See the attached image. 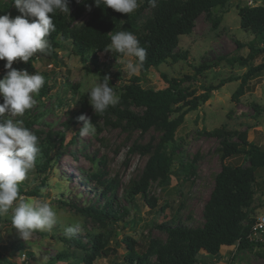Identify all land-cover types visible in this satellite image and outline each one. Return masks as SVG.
<instances>
[{
	"label": "rangeland",
	"instance_id": "rangeland-1",
	"mask_svg": "<svg viewBox=\"0 0 264 264\" xmlns=\"http://www.w3.org/2000/svg\"><path fill=\"white\" fill-rule=\"evenodd\" d=\"M11 1L0 0L4 3ZM143 2L139 0V7ZM261 5H264V0H231L227 6L213 10L210 17L207 13L201 14L191 34L181 37L173 50V54L180 57L177 62L169 58L158 68L130 75L123 66L128 60L135 62L134 58L106 52L99 55L101 70L109 78V83L116 87L120 98L123 85L134 76L141 77L144 88L157 91L167 87L162 75L169 79L193 76L194 69L205 64L210 68L198 77V81L184 85L199 95L203 86L218 85L223 79L243 76L249 66L232 65L229 60L248 57L249 45L263 49L264 38H255L254 34L242 30L238 15L239 7ZM16 12L19 11L13 5L10 13L14 15ZM152 15V9L144 10L138 18L137 27H142ZM88 18L85 15L80 23ZM238 44L242 47L238 48ZM58 55L56 61L43 59L34 63L38 71L49 74L50 93L41 99L35 97L37 104L33 109L14 119H22L24 125L33 123L30 131L38 137L39 148L47 141H57L59 149L51 153L47 172L37 174L36 165L47 161L40 154L24 183L26 190H33L46 176L48 180L40 196H21L26 200L39 198L49 203L57 210L60 222L53 230L36 231L25 241L12 227L10 213L0 215V264H39L44 257L47 258L45 264H84L83 259L92 247V238L97 234H102L107 240L106 247L115 252L97 258L94 264H127L125 237H132L137 242V250L143 252L151 239L166 240L167 234L161 229L164 224L171 225L175 220V224L193 228L203 225L204 207L214 188L215 176L221 170L220 142L203 135V130L224 128L235 133L230 137L232 141H238V133H246L249 142L264 147L262 73L250 80L249 90L239 101H233L232 95L241 81L230 82L214 91L211 99L197 111L186 115L176 133L175 142L168 145V151L175 155L171 182L167 186L159 182L151 183L149 197L158 201L157 208L151 210L141 195L127 198L126 191L139 181L149 159L140 148L147 144L156 145L159 133L151 130L142 134L128 129L124 123L120 124L113 114H96L87 96L101 82L99 73L90 71L93 66L83 63L73 54L70 41L62 42ZM263 62L264 52L257 55L250 65ZM4 68L0 66V76L4 74ZM0 103H3L2 96ZM82 104L86 107L84 114L96 124L95 135L82 137L79 134L83 122L76 120L75 116L81 113ZM130 109L136 114L142 113V109L135 105H131ZM0 117L13 118L9 113ZM61 134L65 136L64 142L60 140ZM225 163L234 167L249 166L243 156L233 157ZM97 173L101 177L95 178ZM98 180L104 181V184L114 180V192L103 195V187L97 184ZM259 187L263 195L259 197L261 200L257 208L262 211L256 214L257 217L264 215V171L257 178L256 191ZM111 200H114L115 210L128 211L120 226L116 221L101 225L62 205V202H68L78 206L103 207ZM74 222H79L81 229L68 238L64 235V228ZM61 255L65 258L60 260L58 257ZM197 264H264V248L238 251L237 245H234L228 250L224 248L218 259L201 254Z\"/></svg>",
	"mask_w": 264,
	"mask_h": 264
},
{
	"label": "trees",
	"instance_id": "trees-1",
	"mask_svg": "<svg viewBox=\"0 0 264 264\" xmlns=\"http://www.w3.org/2000/svg\"><path fill=\"white\" fill-rule=\"evenodd\" d=\"M230 1L156 0V7H151L147 0H144L142 6L127 16L111 8L97 7L94 0H81V2L70 0V13L57 11L54 15L56 30L49 36L50 53L35 54L27 63L17 60L13 62V68L20 71L26 70L29 74L43 75L45 83L35 97L44 98L50 93L48 82L50 76L46 72L38 71L34 63L43 59L56 61L62 42L70 41L73 54L83 63L91 64L93 69L89 70L99 73L102 81L107 75L101 70L99 55L106 53L104 48L110 44V35L112 32L130 31L138 38L140 46L147 49V57L140 70V73H146L166 63L169 58L177 62L180 57L173 54V50L178 46L181 37L191 34L198 17L203 13H207L210 17L213 10L227 6ZM13 3L14 0L11 3L0 2V16L9 15L11 18L19 16L17 13L20 12L14 15L10 13ZM86 4L91 5V11ZM146 9L153 10L152 18L138 28V18ZM85 15L89 16L88 20L80 23ZM238 15L242 30L254 34L255 38H264V5L239 7ZM216 24L217 21L215 26ZM249 46L248 57H233L229 60L232 65L249 66L243 76L223 79L218 85L203 86L202 93L199 95H195V91H190L184 85L197 82L198 77L210 68L205 64L195 68L193 76L169 79L162 75L167 84V87L162 90L144 88L142 79L138 76L132 77L123 85L118 104L101 115L113 114L120 124L124 123L133 131L147 134L151 130H156L160 135L156 145L147 144L140 148L145 155L149 156V159L139 181L133 183L126 191L127 198L141 195L151 210L157 208L158 201L149 197V189L153 182H159L165 186L171 182L175 155L168 151V145L175 142L176 133L183 125L186 115L197 111L202 104L211 99L214 91L230 82L241 81L232 95L233 101H239L249 90L250 80L264 73V62L256 66L250 65V62L255 61L257 55L264 50L254 45ZM241 47L242 45L238 44V48ZM6 63V60H0V66H5ZM6 74L7 70L4 68V74L0 76V79H3ZM131 105L141 108L142 113H134L130 109ZM82 106L81 113L75 116L76 120L84 114L86 107L85 104ZM175 114L177 115L174 116ZM0 119L3 118L0 117ZM25 126L31 129L33 123L27 122ZM202 134L219 140L221 161V170L215 176L214 188L204 207L203 225L193 228L180 223L175 224V220L171 225L164 224L161 229L167 234L166 240L151 239L143 252L137 250V242L132 237H125L123 242L126 246L127 264H197L201 254L220 258L225 247L237 245L238 251L264 248V242H251L248 238L251 227L255 223L251 209L257 194V178L264 171V147L249 142L246 133H238V141H232L230 137L235 136V133L224 128L213 131L203 130ZM60 140L64 142L65 136L61 134ZM40 149V154L47 161L42 165H36L39 175L47 172L50 155L59 148H57V141H47ZM236 156L245 157L249 166L234 167L225 163ZM97 177L101 175L95 174V178ZM47 180L45 176L33 190H26L24 181L20 186V195L39 197ZM97 184L102 185L103 195L114 192L116 188L114 180L106 184L98 180ZM62 205L73 208L83 217L91 218L101 225L116 221L120 226L128 214L127 210H115L114 200L107 201L103 207L78 206L76 203L68 202H62ZM91 244L89 253L83 259L84 264H94L97 258L110 256L115 252L114 249L106 247L107 240L102 234L95 235ZM58 258L61 260L65 257L61 255Z\"/></svg>",
	"mask_w": 264,
	"mask_h": 264
},
{
	"label": "clouds",
	"instance_id": "clouds-1",
	"mask_svg": "<svg viewBox=\"0 0 264 264\" xmlns=\"http://www.w3.org/2000/svg\"><path fill=\"white\" fill-rule=\"evenodd\" d=\"M81 2V0H77ZM156 7V0H147ZM97 7L111 8L115 12L129 16L139 7V0H94ZM70 0H14V5L22 14L15 18L0 16V60H6L7 74L0 79V116L9 113V119H0V215H11V224L17 235L27 241L36 231H51L60 222L59 214L49 203L39 198L25 199L20 195V186L34 168L41 149L38 137L24 125L22 119L37 104L35 96L45 83L39 73L29 74L26 70L13 68V62H29L35 54L47 55L51 51L49 36L56 30L54 15L57 11L70 13ZM91 11V5L86 4ZM31 19V22H29ZM105 52L132 57L124 64L128 74H135L143 67L147 49L140 46L138 38L130 31L112 32L110 44ZM108 77L94 86L88 93V102L96 114L105 113L119 102L116 87ZM83 122L80 136L95 135L96 124L86 115L78 118ZM81 229L79 222L64 228L68 238ZM46 257L39 260L45 264Z\"/></svg>",
	"mask_w": 264,
	"mask_h": 264
},
{
	"label": "built area",
	"instance_id": "built-area-1",
	"mask_svg": "<svg viewBox=\"0 0 264 264\" xmlns=\"http://www.w3.org/2000/svg\"><path fill=\"white\" fill-rule=\"evenodd\" d=\"M262 48L264 49V43ZM248 238L251 242H264V215L255 218Z\"/></svg>",
	"mask_w": 264,
	"mask_h": 264
},
{
	"label": "crops",
	"instance_id": "crops-1",
	"mask_svg": "<svg viewBox=\"0 0 264 264\" xmlns=\"http://www.w3.org/2000/svg\"><path fill=\"white\" fill-rule=\"evenodd\" d=\"M263 191H261L260 190V187H259V190L257 191V194H256V197H255V202H254V204H253V206H252V209H251V212H252V214H253V216L256 218L258 215H256V214H260V211H262L261 210V208H257V204L259 203V201L261 200V198H259L260 196H262L263 195V193H262ZM257 200H258V202H257ZM231 248V247H230ZM229 247H225V249L226 250H228V249H230Z\"/></svg>",
	"mask_w": 264,
	"mask_h": 264
}]
</instances>
